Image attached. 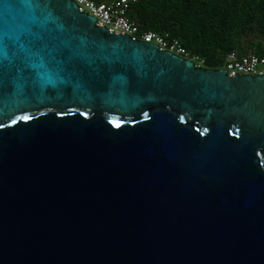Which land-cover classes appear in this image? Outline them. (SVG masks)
Returning a JSON list of instances; mask_svg holds the SVG:
<instances>
[{
    "label": "water",
    "instance_id": "1",
    "mask_svg": "<svg viewBox=\"0 0 264 264\" xmlns=\"http://www.w3.org/2000/svg\"><path fill=\"white\" fill-rule=\"evenodd\" d=\"M0 264H264V75L0 0Z\"/></svg>",
    "mask_w": 264,
    "mask_h": 264
},
{
    "label": "trees",
    "instance_id": "2",
    "mask_svg": "<svg viewBox=\"0 0 264 264\" xmlns=\"http://www.w3.org/2000/svg\"><path fill=\"white\" fill-rule=\"evenodd\" d=\"M130 17L141 31L178 40L207 69L224 68L231 51L264 55V0H140Z\"/></svg>",
    "mask_w": 264,
    "mask_h": 264
},
{
    "label": "built area",
    "instance_id": "3",
    "mask_svg": "<svg viewBox=\"0 0 264 264\" xmlns=\"http://www.w3.org/2000/svg\"><path fill=\"white\" fill-rule=\"evenodd\" d=\"M81 13L96 18V26L106 28L110 34L128 35L134 40L154 44L161 51H169L190 60L197 68H205V60L185 49L178 40H170L153 31H141L135 20L131 19L132 6L140 0H109L97 3L94 0H72ZM230 78L244 75H264V55L249 52L240 56L237 51L226 55L224 68Z\"/></svg>",
    "mask_w": 264,
    "mask_h": 264
},
{
    "label": "rangeland",
    "instance_id": "4",
    "mask_svg": "<svg viewBox=\"0 0 264 264\" xmlns=\"http://www.w3.org/2000/svg\"><path fill=\"white\" fill-rule=\"evenodd\" d=\"M103 2H106V0H105V1H103Z\"/></svg>",
    "mask_w": 264,
    "mask_h": 264
}]
</instances>
